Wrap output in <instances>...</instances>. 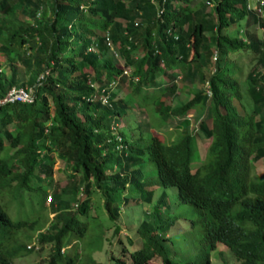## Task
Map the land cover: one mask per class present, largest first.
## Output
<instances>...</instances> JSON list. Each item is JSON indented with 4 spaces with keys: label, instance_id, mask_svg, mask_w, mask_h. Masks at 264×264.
Returning <instances> with one entry per match:
<instances>
[{
    "label": "trees",
    "instance_id": "1",
    "mask_svg": "<svg viewBox=\"0 0 264 264\" xmlns=\"http://www.w3.org/2000/svg\"><path fill=\"white\" fill-rule=\"evenodd\" d=\"M251 3L0 0V98L13 86L34 92L31 103L0 105V202L5 192L26 191L52 211L32 236L40 250L50 245L46 264H101L93 251L81 255L76 242L87 230L94 194L115 234L123 206L142 207L131 264L155 257L161 264H209L218 243L238 264H264V175L252 174L255 162L264 161V17ZM236 51L251 55L249 109L231 64ZM178 82L190 97L174 105ZM124 87L128 96L116 98ZM102 90L108 104L98 99ZM191 110L201 113L194 129L186 117ZM140 111L149 118L131 128L138 136L116 129ZM168 128L176 136L167 143L162 132ZM204 140L201 154L196 149ZM57 159L71 170L61 187L53 179ZM194 161L199 165L192 169ZM156 187L163 190L153 201ZM178 205L188 208L180 214ZM180 218L185 231L200 233L198 254L184 261L169 248ZM34 225L11 220L0 204V264H16L35 250L32 239L18 241V232ZM113 261L126 264L119 256Z\"/></svg>",
    "mask_w": 264,
    "mask_h": 264
},
{
    "label": "rangeland",
    "instance_id": "2",
    "mask_svg": "<svg viewBox=\"0 0 264 264\" xmlns=\"http://www.w3.org/2000/svg\"><path fill=\"white\" fill-rule=\"evenodd\" d=\"M210 8L211 5L206 3V10L208 11L210 10ZM255 27L256 25L252 26L251 29H254ZM230 58L234 62L231 63L233 65L232 67L234 71V77L239 80L241 90L243 92L242 102L249 109L250 100L246 93L245 77L248 71V63L250 61L251 55L245 51H236L230 55ZM177 80L180 81L179 78ZM128 92L129 88L124 87L118 92L116 98L128 96ZM188 97H190V95L187 91V88H181V83H179V92L176 96V99L174 100V105L185 102ZM235 104L237 105L238 110L241 111L239 103L235 101ZM186 117L190 120V129H194L200 120L201 113H196L191 110L186 115ZM148 118L149 115H147L146 112L140 111L138 115L121 119L116 129H121V131L128 138H130L133 133V136H136V134L138 136L139 131H137V129L131 128L135 126L136 121L147 122ZM155 119H157L158 123V118L155 117ZM154 124L155 121L152 123V125ZM162 133L164 136L162 138L167 143L169 142L167 140L173 139L176 136V133L171 128H168ZM207 145L208 140H204L202 147L200 148V146H198L196 150H199L200 152L202 151V148L204 150ZM200 153L202 154V152ZM145 163L147 169L155 173L154 167L148 159ZM198 165L199 161H194L191 167L192 169H194ZM70 172V168L65 164L64 161H61L59 159L56 160L54 164L53 179L56 182L57 187H61L66 183ZM252 174H257L260 176L264 175V161L259 160L255 162ZM162 190V187L155 188L153 201L158 199ZM166 191L168 192V195H171L172 197L174 196V194H176V189L174 187L167 188ZM29 195L31 194L27 193L26 191L18 196L13 193L10 194L8 192H5V197L0 202L1 206L4 207L11 220H26L35 223L36 228L25 227L18 232V241L25 243L30 242L32 236L35 235V232H37V227L45 225V223L48 222V219H51L53 215L50 209L47 208L44 210L40 206L37 195L33 196L32 198ZM82 197H84V195ZM63 198L65 200H72L71 195L67 193L64 194ZM91 201L94 208L92 207L89 212L87 230L84 236L76 241L79 244L78 251L81 252V255L83 253L84 256L90 251H93V258L101 264H114V256H119L124 259L126 264H131L129 253L140 245L139 238L136 234V229L144 218L145 213L142 207L138 205H129L128 207L123 206L119 220L121 230L117 234H115L114 229L116 228V225L105 214L102 206L101 196L99 194H94L91 198ZM186 208H188V206L178 205L176 207V210L178 209L177 213L181 214ZM147 209H149V206ZM186 228L187 222H185L183 218H180L171 229L172 233H174L175 235H172L170 239L169 248L171 249V252L175 256V258L179 261H184L185 259H193L196 257L199 251V229H192L191 227H189L185 231ZM128 238L132 240L133 244H130L128 242ZM30 247H34L35 250L29 252L23 257L18 258L16 260V264H46V260L49 256L48 253L50 251V245H43V248L40 250V246L37 245V243H35L32 239V241L30 242ZM148 264H161V261L159 258L155 257L151 259ZM209 264H238V262L232 256L230 250L226 246L218 243L216 248L210 253Z\"/></svg>",
    "mask_w": 264,
    "mask_h": 264
},
{
    "label": "built area",
    "instance_id": "3",
    "mask_svg": "<svg viewBox=\"0 0 264 264\" xmlns=\"http://www.w3.org/2000/svg\"><path fill=\"white\" fill-rule=\"evenodd\" d=\"M251 2H252L251 8L256 11L257 15L264 17V11L262 9L264 0H251ZM207 4L209 3L207 2ZM39 14L40 12H37L36 16L38 17ZM105 43L109 47V49L112 51L113 55L115 57H118V54L113 49V45L111 44L107 34H105ZM89 50H94V49L90 48ZM216 57H217V53H214L213 59L216 60ZM129 73H130V68L124 67L122 74L128 75ZM116 82L117 81H112L110 85L114 86ZM92 86H94V84H92ZM206 91L208 95L210 96L211 92H210L208 83L206 84ZM93 98H95V96ZM98 99L101 101L102 104H108L109 102L108 101L109 97L107 94L103 93V90ZM33 100H34L33 88L13 86L7 91V93L2 98H0V105L7 104V103H16V102L28 104V103H31ZM48 200H49V197H48Z\"/></svg>",
    "mask_w": 264,
    "mask_h": 264
},
{
    "label": "crops",
    "instance_id": "4",
    "mask_svg": "<svg viewBox=\"0 0 264 264\" xmlns=\"http://www.w3.org/2000/svg\"><path fill=\"white\" fill-rule=\"evenodd\" d=\"M191 124V123H190Z\"/></svg>",
    "mask_w": 264,
    "mask_h": 264
}]
</instances>
